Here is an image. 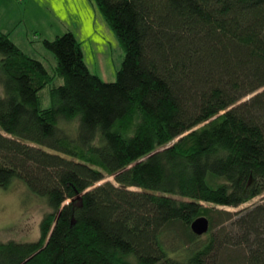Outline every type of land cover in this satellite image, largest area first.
Segmentation results:
<instances>
[{
	"label": "trees",
	"instance_id": "trees-1",
	"mask_svg": "<svg viewBox=\"0 0 264 264\" xmlns=\"http://www.w3.org/2000/svg\"><path fill=\"white\" fill-rule=\"evenodd\" d=\"M92 1L114 81L69 31L52 72L0 31V188L46 206L0 264H264V0Z\"/></svg>",
	"mask_w": 264,
	"mask_h": 264
},
{
	"label": "rangeland",
	"instance_id": "rangeland-1",
	"mask_svg": "<svg viewBox=\"0 0 264 264\" xmlns=\"http://www.w3.org/2000/svg\"><path fill=\"white\" fill-rule=\"evenodd\" d=\"M1 30L9 32L11 41L20 50L41 61L50 72L55 67V60L42 46V40L53 39L67 31L81 44L88 70L103 81L115 80L124 56L92 0H0ZM59 84L62 79L55 77L52 85ZM47 89L40 92L43 107L49 105ZM111 179L107 177L103 181ZM21 184L0 188V243L30 242L38 237L39 221L46 206L41 198L25 189L22 181ZM259 200L260 197H256L237 208H218L234 213Z\"/></svg>",
	"mask_w": 264,
	"mask_h": 264
},
{
	"label": "water",
	"instance_id": "water-1",
	"mask_svg": "<svg viewBox=\"0 0 264 264\" xmlns=\"http://www.w3.org/2000/svg\"><path fill=\"white\" fill-rule=\"evenodd\" d=\"M249 97L250 96H248L247 98H249ZM190 229H191L192 233H194L197 236H201V235L205 234L209 229L208 219L204 216H200V217L195 218L190 223Z\"/></svg>",
	"mask_w": 264,
	"mask_h": 264
},
{
	"label": "crops",
	"instance_id": "crops-1",
	"mask_svg": "<svg viewBox=\"0 0 264 264\" xmlns=\"http://www.w3.org/2000/svg\"><path fill=\"white\" fill-rule=\"evenodd\" d=\"M1 32L5 33V34H8V35L10 34L9 32H4V31H2V30H1ZM9 38H10V37H9Z\"/></svg>",
	"mask_w": 264,
	"mask_h": 264
}]
</instances>
